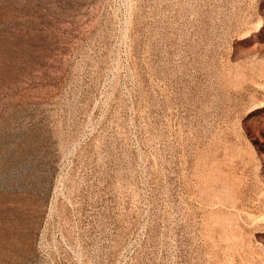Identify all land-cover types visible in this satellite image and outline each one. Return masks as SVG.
<instances>
[{"label":"rangeland","instance_id":"374dc122","mask_svg":"<svg viewBox=\"0 0 264 264\" xmlns=\"http://www.w3.org/2000/svg\"><path fill=\"white\" fill-rule=\"evenodd\" d=\"M0 264H264V0H0Z\"/></svg>","mask_w":264,"mask_h":264}]
</instances>
